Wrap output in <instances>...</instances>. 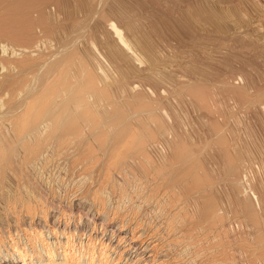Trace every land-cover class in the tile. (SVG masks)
<instances>
[{
    "label": "rangeland",
    "instance_id": "obj_1",
    "mask_svg": "<svg viewBox=\"0 0 264 264\" xmlns=\"http://www.w3.org/2000/svg\"><path fill=\"white\" fill-rule=\"evenodd\" d=\"M0 149V264H264V0H0Z\"/></svg>",
    "mask_w": 264,
    "mask_h": 264
},
{
    "label": "bare ground",
    "instance_id": "obj_2",
    "mask_svg": "<svg viewBox=\"0 0 264 264\" xmlns=\"http://www.w3.org/2000/svg\"><path fill=\"white\" fill-rule=\"evenodd\" d=\"M118 8H119V7H118ZM119 11H120V10H119ZM201 12H202V11H201ZM204 12H205V11H204ZM199 13H200V11H199ZM205 13H206V12H205ZM201 14H202V13H201ZM206 14H207V13H206ZM206 14H205V15H206ZM209 14H210V13H209ZM210 15H211V14H210ZM199 16H200V15H199ZM202 16H203V15H202ZM207 16H208V15H207ZM209 17L211 18V16H209ZM208 19H209V18H208ZM212 19H213V18H212ZM114 28H115V27H114ZM117 31H118V30H117ZM117 31H116V34L119 36V37H118V38H119V41L122 42L124 45L127 46L126 42L121 38V35L118 33L119 31H118V32H117ZM128 47H129V46H128ZM128 47H127V48H128ZM128 57H129V56H128ZM75 104H76V103H75ZM44 107H45V106H44ZM32 108H34V107H32ZM65 108H66V107H65ZM38 109H41V108H38ZM38 109L36 108V111H34V113H32V111H31V114H30V115L33 116L32 119L35 120L36 122L38 121V119L40 120V116L43 114V112H42V111H39ZM70 109H71V108H70ZM33 110H34V109H33ZM60 110H61V109H60ZM37 111H38V112H37ZM44 111H45V110H44ZM64 111H65V110H64ZM64 111L62 110V113H64ZM47 112H48V111H47ZM65 112H67V111H65ZM48 113H49V112H48ZM48 113L46 114V111H45V114H46V115H48ZM45 114H44V115H45ZM69 114H70V113H69ZM83 114H85V113H83ZM52 115H53V114H52ZM55 115H57V114H55ZM55 115H54V116H55ZM63 115H64V117H65V116H67L68 114H67V115H66V114H63ZM32 116H30V118H31ZM42 116H43V115H42ZM61 116H62V115H61ZM27 117H28V115H27ZM27 117H25V119H26ZM45 117H46V116H45ZM50 117H51V116H50ZM50 117H49V118H50ZM52 117H53V116H52ZM74 117H75V116H74ZM89 117H91V116H89ZM103 117H104V116H103ZM46 118H47V117H46ZM56 118H57V117H56ZM61 118H62V117H60V118L58 117V118L55 120V122H57V124H60V123H61ZM84 118H85V117H84ZM86 118H88V116H87ZM86 118H85V120H86ZM64 119H65V118H64ZM101 119H102V118H101ZM21 120H22V118H21L20 121H19V126H18V125H17V126H18L19 128L21 127V130H23V128L26 129V127H27L26 124H27V123L24 124L25 121H23V122L21 123ZM48 120H50V119H48ZM62 120H63V119H62ZM65 120H66V119H65ZM72 120H73V119H72ZM27 121H28V120H27ZM42 121H43V119H42ZM52 121H54V117H53V120H52ZM75 121H76V119H75ZM112 121H113V120H112ZM55 122H54V123H55ZM65 122H66V121H65ZM84 122H86V121H84ZM88 122H89V121H88ZM88 122H87V123H88ZM92 122H93V121H92ZM106 122H107V121H106ZM108 122H109V120H108ZM39 123H40V122H39ZM54 123H53V124H54ZM20 124H21V126H20ZM57 124H56V126H57ZM90 124H91V123H90ZM98 124H99V123H98ZM61 125H62V123H61ZM61 125H60V126H61ZM63 125H64V122H63ZM74 125H75V123H74ZM15 126H16V124H15ZM25 126H26V127H25ZM33 126H35V125H33V124L31 125V124H30L29 129L33 128ZM36 126H37V123H36ZM36 126H35L34 128H36ZM60 126H58V128H59ZM66 126H67V125H66ZM52 127H53V126H52ZM13 128H14V127H13ZM19 128H17V130H19V132H20V134H19V132H18V134L21 135V134H23L22 132H24V131L21 132V130H20ZM27 128H28V127H27ZM34 128H33V129H34ZM60 128H61V127H60ZM14 130H15V128H14ZM38 130H39V129H38ZM55 131H56V130H55ZM27 132H28V130L25 131V134H26ZM16 134H17V133H16ZM19 137H20V136H19ZM21 140H22V139H21ZM135 140H136V139H135ZM132 145H133V144H132ZM6 148H7V147H6ZM3 149H4V148H3ZM0 150H1V149H0ZM174 151H176V150H174ZM181 151H182V150H181ZM174 153H175V152H174ZM184 153H185V151H184ZM3 156H5V155H3ZM3 156H2V157H3ZM174 156H175V155H174ZM0 158H1V157H0ZM192 165H194V164H192ZM66 258H67V257L64 256V255H62L61 257H57V259H58V260H61V261H62V260H66ZM55 259H56V258H53L52 255H49V257H48L46 260H44V259H36L35 261H31L30 264H52V263H55ZM65 262H66V261H65ZM93 262H94V261H93ZM86 263H87V262H86Z\"/></svg>",
    "mask_w": 264,
    "mask_h": 264
}]
</instances>
